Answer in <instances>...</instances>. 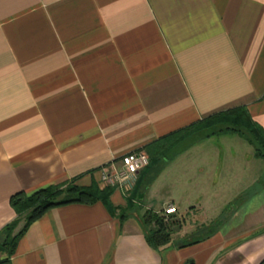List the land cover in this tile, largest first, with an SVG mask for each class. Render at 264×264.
<instances>
[{
    "label": "crops",
    "instance_id": "1",
    "mask_svg": "<svg viewBox=\"0 0 264 264\" xmlns=\"http://www.w3.org/2000/svg\"><path fill=\"white\" fill-rule=\"evenodd\" d=\"M240 106L264 129V0H0V232L16 218L11 196L72 181L113 189L116 209L97 202L47 211L28 227L10 263L259 264L264 184L240 200L264 177V165L251 164L253 153L189 154L212 138L205 140L142 193L139 172H125L123 162ZM180 159L185 190L180 197L165 190L157 208L167 187L159 178ZM107 170L113 184L101 181ZM250 171L255 178L242 185ZM123 178L128 191L119 187ZM169 205L181 218L205 214L196 225L233 211L201 243L171 240L152 249L141 217Z\"/></svg>",
    "mask_w": 264,
    "mask_h": 264
},
{
    "label": "trees",
    "instance_id": "2",
    "mask_svg": "<svg viewBox=\"0 0 264 264\" xmlns=\"http://www.w3.org/2000/svg\"><path fill=\"white\" fill-rule=\"evenodd\" d=\"M230 135L237 136L249 145L255 159L264 161V129L252 120L245 107H234L213 113L141 148L139 152L148 156L149 163L139 172L137 190H141L140 193H142L162 169L193 146L214 137ZM262 184H264V177L254 187L243 193L240 200H245L255 194L261 189ZM112 192L113 189L110 188L99 190L96 186L79 187L72 181L65 186H51L30 195L18 192L11 196L9 204L16 218L0 232V264H11L10 259L21 237L28 227L47 211L71 204L92 205L101 202L113 214L116 209L109 203ZM141 197L136 195L134 200L140 199L139 201L142 202ZM128 205L132 207L131 202ZM232 211L233 209L229 207L215 221L196 228L189 238L182 242L183 247L201 243L212 237ZM171 219L173 216L164 221L161 214L150 210L141 217L146 242L152 249L158 250L171 243V235L168 231ZM259 264H264V260Z\"/></svg>",
    "mask_w": 264,
    "mask_h": 264
},
{
    "label": "rangeland",
    "instance_id": "3",
    "mask_svg": "<svg viewBox=\"0 0 264 264\" xmlns=\"http://www.w3.org/2000/svg\"><path fill=\"white\" fill-rule=\"evenodd\" d=\"M203 145L206 147L204 148ZM203 145H199V146H196L194 149H191L189 151V154L194 155V154H200L202 152L210 153L211 151H213V148H215V150L213 152L217 151V152H220L221 154L227 155V156L228 155L232 156L233 153H236L238 156L243 154L242 159H245V155H244L245 152L250 151L251 153H253L252 148L250 146H248L244 141H242L241 139H239L235 135L214 137L211 140H209L208 143H204ZM251 158H252L251 164H253V165L258 164V166L264 165V161L255 159L252 156H251ZM185 164H186V162H184V159H180V161H177L173 165L169 166L162 173L159 180L163 181V185H165V187L166 186L167 187L163 188L162 190L159 191L160 193L158 194V197H160V198H158V201H155V207H157V208L160 207V205H162L161 203H163L165 201V199L169 196L168 193H167L168 194V196H167V194L164 192L165 190L174 192L175 194L172 193V195H174L175 197L176 196L180 197L182 195L183 192H181V191H184L185 188L181 187L183 185L179 186V184L181 183V174L185 170ZM255 175H256V173L254 171H250V173H244L242 175L243 181H244L242 185H246V184L250 183L255 178ZM178 181H180V182H178ZM171 184L173 185L172 188H171V186H172ZM157 185H158V183H157ZM157 185H155V186H157ZM241 188H243V186L237 187V185H236V189H241ZM171 189H173V190H171ZM231 194L237 195V192L225 194V196L227 198V200H224L225 202L228 201V198L230 197L229 195H231ZM221 202H222L221 200L217 201V203H220V205H221ZM170 207H173V206L169 205L166 209H169ZM232 208H233V205L231 206V209ZM181 210L183 212V209H181ZM173 215H174L173 219H171L172 222H170L169 226H168V231L171 235V240H174V241L188 239L190 234H192L194 232V230H196V228L201 226V225L193 224V221H202L201 216L205 217V214H200V215L195 214L194 215L192 212H189V211L187 212V214L186 213L183 214L184 219L179 217V215L177 214V211H175V213ZM161 216L164 217V221L167 220V218L164 216V211L161 214ZM177 224H179V225H177Z\"/></svg>",
    "mask_w": 264,
    "mask_h": 264
},
{
    "label": "built area",
    "instance_id": "4",
    "mask_svg": "<svg viewBox=\"0 0 264 264\" xmlns=\"http://www.w3.org/2000/svg\"><path fill=\"white\" fill-rule=\"evenodd\" d=\"M124 166H125V172L127 173H138L141 170H143L149 163L148 156L144 153H134L131 155H128L123 160ZM114 174V171H105L102 174L101 181L104 184L110 183L113 184L114 181L112 179V176ZM120 188L124 191H128L131 188V184L123 178V181L120 183ZM175 209L173 207H170L169 209L164 210V216L166 218L172 216L175 213Z\"/></svg>",
    "mask_w": 264,
    "mask_h": 264
}]
</instances>
